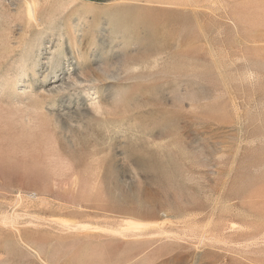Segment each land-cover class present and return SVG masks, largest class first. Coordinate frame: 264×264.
<instances>
[{
	"label": "rangeland",
	"instance_id": "1",
	"mask_svg": "<svg viewBox=\"0 0 264 264\" xmlns=\"http://www.w3.org/2000/svg\"><path fill=\"white\" fill-rule=\"evenodd\" d=\"M0 264H264V0H0Z\"/></svg>",
	"mask_w": 264,
	"mask_h": 264
},
{
	"label": "bare ground",
	"instance_id": "2",
	"mask_svg": "<svg viewBox=\"0 0 264 264\" xmlns=\"http://www.w3.org/2000/svg\"><path fill=\"white\" fill-rule=\"evenodd\" d=\"M30 13H32V15L34 16L35 15V10H34V8L31 6V8H30ZM34 19H35V16H34ZM51 58V57H50ZM251 77V76H250ZM60 78V77H59ZM62 79V78H61ZM64 80V79H63ZM92 80H93V78H92ZM65 81V80H64ZM64 81H62V80H60V81H58V82H55V83H53V85H51V87L50 88H48L50 91H52L53 92V90H55L56 92L59 90V91H61V90H64L65 91V89H66V85H64L65 84V82ZM76 83V82H75ZM78 84V83H77ZM82 84H83V82H82ZM81 84V85H82ZM69 87V86H68ZM87 88V87H86ZM90 89H92V88H89V90ZM47 90V89H46ZM87 90V89H86ZM58 91V92H59ZM97 92V91H96ZM91 93V92H90ZM90 93H88V94H90ZM91 95V94H90ZM87 96V95H86ZM240 116V115H239ZM216 118V117H215ZM162 130V129H161ZM160 131V130H159ZM162 132V131H161ZM173 146V145H172ZM168 149V148H167ZM168 154H170L169 152H168ZM168 156V155H167ZM164 160V159H163ZM161 161V160H160ZM163 162V161H162ZM167 163V162H166ZM166 163H164V164H166ZM151 164V163H150ZM168 164V163H167ZM166 164V165H167ZM151 166V165H150ZM158 167H159V165H158ZM157 167V168H158ZM162 167H164L165 168V166L163 165ZM155 168V167H154ZM153 167H152V170L154 169ZM168 168V167H167ZM151 169V168H150ZM147 170V169H146ZM172 172V171H171Z\"/></svg>",
	"mask_w": 264,
	"mask_h": 264
}]
</instances>
